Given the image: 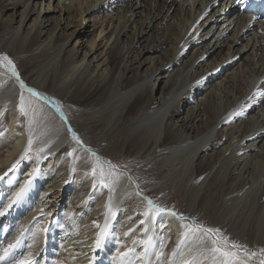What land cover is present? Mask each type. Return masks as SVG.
Returning a JSON list of instances; mask_svg holds the SVG:
<instances>
[{
	"label": "bare ground",
	"instance_id": "1",
	"mask_svg": "<svg viewBox=\"0 0 264 264\" xmlns=\"http://www.w3.org/2000/svg\"><path fill=\"white\" fill-rule=\"evenodd\" d=\"M62 2L67 3L64 10H72L78 18L79 26L87 29L86 22L93 19L90 28L99 30L98 36L87 43L91 55L87 61L88 54L78 59L73 55L74 50L67 51L72 36L57 37L41 48V43L46 42L42 39L49 35L48 18L42 16L46 11L44 0H0V34L4 35L0 47L29 87L71 111L65 123L89 143L81 144L80 148L96 149L116 163L121 162L118 159L128 158V166L133 167L131 171L138 179L148 174L146 162L141 159H155L157 164L152 171L164 175L159 180L163 178V182H173L178 187L186 185L189 193L184 213L193 216L190 209L201 197L209 201L217 193L223 197L220 199L225 211L218 214L223 213L219 218L227 224L226 229H239L243 239L240 244L264 246V0H248L246 6L236 0ZM48 4L50 11L52 6ZM19 6L23 10L16 21ZM147 35L149 40L140 50L139 43ZM8 87L4 83V93ZM25 101L26 117L12 110L7 126L0 130V138L6 131L7 144H12L5 146L9 155L5 156V152L0 155V165L4 166L0 174V212L4 213L0 223L7 221L1 236L8 232L7 225L21 222L24 213L32 210L34 198L41 204L50 203L46 202L48 198L56 199L50 213L63 201H59L60 191L47 196L52 186L37 188L34 193L31 185L38 175L36 166L50 163L61 149V124L54 115L48 118L43 106L34 109L32 98ZM27 117L29 138L22 134ZM29 140L30 150L39 148V152L34 162L23 163L20 158L28 152ZM44 142L46 146H40ZM99 143H105L108 149L100 148ZM14 154L17 156L10 160ZM63 154L60 151L58 155ZM79 155L71 152L68 156L71 163H78ZM40 178L52 182L54 188L64 187L67 182L58 184L52 172L41 173ZM125 181L120 176L119 187L92 199L95 208L102 210L95 240L105 223L109 224L112 213L116 214L126 200ZM135 209L122 211V219L134 217ZM151 220L147 219L148 231L140 230L121 251L115 250L120 241L111 243L109 249L120 256L114 264H120L121 259L128 264H145L143 259L133 260L153 233ZM163 223L166 230L161 234L160 250L149 249L151 257L147 264H162L166 240L173 247L180 243L179 220L169 215ZM75 236L59 250L43 253L45 256L38 260L39 264H93L90 261L95 257L96 247L92 246L89 260H83L81 253L87 252L89 243ZM65 246L70 247L63 251ZM203 247L199 241H186L184 258L199 257ZM17 251L18 248L11 253L10 259L16 258ZM21 251L19 248L18 253ZM121 253L128 255L121 257ZM37 258L35 255L34 259ZM105 259L98 258L94 264H105ZM173 259L178 264L179 257L171 258L166 264ZM202 264L210 261L205 259Z\"/></svg>",
	"mask_w": 264,
	"mask_h": 264
},
{
	"label": "rangeland",
	"instance_id": "2",
	"mask_svg": "<svg viewBox=\"0 0 264 264\" xmlns=\"http://www.w3.org/2000/svg\"><path fill=\"white\" fill-rule=\"evenodd\" d=\"M60 1L62 2V0H44L43 8L44 10L46 9V11H44L42 16L48 18L49 22L46 24L47 26L46 33L48 32L49 35H46L42 39V41H46V42L41 43L42 44L41 48L46 47L51 42V40L53 42V40L56 39L57 37L66 39L67 37L72 36L70 43L66 47L67 51L72 52V50H74L73 55H75V57L78 59H82L85 56V54H88V51H87L88 41H91L94 38H96L99 34V30H97V27L95 29L90 28L91 25L93 24V19H89L85 24V26H87V29H83V27L79 26L80 22L78 18H75L72 10H66V11L64 10L67 6V3L62 2V4H59ZM48 3H51V6H52V9L50 11H47L48 5H49ZM41 9H42V6L40 7V10ZM22 10L23 8L19 6L16 11V21L20 19ZM8 13L12 14L13 11L8 12ZM32 19L27 25L28 28L32 25ZM54 27L57 28L55 31H53ZM52 31H53V34H52ZM50 34H52L51 38H50ZM151 34L152 33H150V35ZM150 35L145 36L144 39L140 41L139 43L140 50L143 48L145 43L148 42ZM2 36L4 35L0 34V40H2L3 38ZM123 41L127 43L128 39L123 38ZM0 49H1L0 56H6L4 55V52H2L3 48L0 47ZM90 56L91 55L88 54L85 61H87L90 58ZM16 71L19 74L20 81H23L24 85L26 86L24 89H21L20 83L16 80L15 77H12L10 73H7L5 69L0 68V130L4 129V127L7 126L8 124L7 121H8V118L10 117V114L12 113L11 112L12 110H15L18 113H20V116L26 117L25 112H20V96L21 95L24 96L25 100L29 98H32L34 100V104H33L34 109L44 107L45 109H47L48 118L54 115V117H56L59 120L61 127H62L61 129L62 133L60 136L63 138L61 149L58 151L56 155H54L53 160L50 161V163L45 165V162H42L36 166V169H37V170L35 169L36 175L37 174L38 175L36 179L33 180L32 182L33 184L31 185L35 189V190L33 189L34 193L36 190L40 188L44 189L49 186H52V187H49L50 191L47 194V196H53V193L60 191L62 194H61V198L59 201L61 200L63 201L59 203V207L55 211L50 213L51 209L49 208L53 204L52 201L55 202L56 199L52 198L51 200V198H48L46 202L50 201V203L41 204L40 202H38L39 200H37V198H34L32 202L33 205L31 204L32 210H30V212L24 213L23 220L19 223L16 222L14 224L7 225L8 232L6 233V235L5 236L0 235V248H1L0 250L1 251L4 246H6L9 243L16 242V240L19 238L21 239L22 243L18 247L17 253L19 252V248H21L22 251L21 253H18V254L16 253L15 257L20 258L22 255L28 252H31L33 259L35 258V255L36 257L38 256L37 258V261H38L40 258L42 259V257L44 258V256L48 254L45 252H48V251L54 252L55 249L57 248L59 250V247H61V245H64V243H67L68 241L72 242L70 241L72 240V236L76 235L75 237H77L76 238L77 240L81 239L80 237H82L81 241H84V239L85 241L88 240L86 242L87 244L89 243L86 249L87 254L81 253V256H80V257H83L84 255L83 260L86 259V261H88L89 259L87 258H89L92 254L90 253L92 246L96 247V243H95L96 225H97V222H99L102 219V215H101L102 210L99 209L101 207H99L98 209L95 208L94 202H92L93 201L92 199L97 198V196L102 197L106 193H109L112 189L119 187L120 176H124L126 179L124 183V189L127 192V196H126L127 198L123 202L121 207L119 208L120 210L118 209L115 216H113L112 219L110 220L108 224L109 225L108 235L102 239L101 246L99 248L96 247V251L94 252L95 257L94 259L90 261V263L94 264V262L98 258L102 259L103 256L106 258L105 264H114L116 263L114 261H117L118 263V259L120 260V256H118L117 255L118 253L116 252L121 251L123 247L126 248L129 245V243L133 242L134 238L136 237L138 232H140V230H144L146 232L148 231V227H147L148 218L144 216V212L147 209V199H151L155 204L161 207H164V208H168L172 211H175L179 215H183L185 217L195 219L198 223H202L206 227L219 228L232 241L240 243L239 241L243 240L241 238L242 237L241 233H239L238 231L239 229H231L232 231H229L230 229L229 230L226 229L227 224L223 223L224 220L222 218L221 219L219 218L223 214V213L218 214L219 211L220 212L225 211L223 200H221L223 199V197L222 196L220 197L219 194L216 193L213 200L210 197L209 201L201 197V200L198 201V204L194 206L193 209L192 208L190 209L194 212L193 216H190L186 212L184 213V210L188 206L186 202V196L189 193L188 189L185 188L186 185L183 184V186L178 187V184L174 185L173 182H172L173 184L170 182H169L170 184L163 182L162 181L163 178L159 180V178L163 177L164 175L160 173L161 175L160 176L157 172L152 171L155 168V165L157 164L155 159H152V160L149 159L148 161L145 160L144 158L141 159V161L146 162L145 166L148 169L147 171L148 174H146L145 176H142V179H138L136 176H134L133 172L131 171V168L133 167H131L130 165L128 166L129 164L128 158L122 159L123 161L121 159H118V161L120 160L121 162L116 163L113 160L108 159L106 156L96 151V149L91 150V153H90L86 151L87 146L84 148L83 147L80 148L79 146L81 144H77L76 141L73 140L72 138L71 133L73 132V130L71 129V127H69L67 123H65L64 121L65 119H62L60 116V112H63L64 117L69 118V114L71 113V111L63 108L62 104L48 97L47 95L40 93L41 97H46V99H42L40 97H33L27 91V89L30 87L27 84V82H25L24 77L20 74V71L18 70L17 67H16ZM142 73L144 74V71H142ZM6 80H8L7 81L8 83L6 82ZM9 81H11V83H9ZM4 83H6L9 86L6 90V93H4ZM34 91L38 92L37 90H34ZM8 95H12L10 96L9 100H7ZM156 96H159V95H156ZM5 100H7L8 102H5ZM53 102H55V105L59 106L60 112L56 110V107L54 106ZM29 120L30 118L27 117L26 122L24 121L25 122L24 128L22 130V134L24 135V137L26 136V138H29L31 134V132L28 131L29 126H30L29 125L30 123L28 122ZM69 129H71V132L69 131ZM8 134L9 133L5 131V133H3V135L0 138V155L4 152H5V156L9 155V153L6 152L7 149L5 148V146L7 145H9L10 147L12 145L11 143L7 144L9 142ZM76 136L79 137L78 134H76ZM79 140L82 142V144L87 143L86 138L81 139L79 137ZM45 142L41 144L40 146L45 147L47 143H50L49 141L47 143ZM24 145L25 143L22 145V147ZM71 145H75L76 148L73 149ZM100 145H103V146L101 147ZM105 145H106L105 143L104 144L99 143L98 146L100 148H105L106 147ZM22 147L20 146L19 148L22 149ZM105 149H108V148L106 147ZM37 150L36 149H33V150L31 149L30 151L28 150L27 153L25 152L26 154H24V156L22 155L23 159L21 157L20 160L23 163H27L29 161L34 162L36 158V154L37 152H39V148ZM60 151L64 153L63 155H61V157L63 156L62 158L59 157L58 155ZM71 152H78L80 154L79 155L80 160L78 161V163L77 162L71 163V159L68 157L69 153ZM92 153H94L95 155H93ZM15 156H17V154H14L13 156H11L10 160L15 159ZM97 157L100 158V161L110 162L111 165L114 166L112 168L105 166L103 177H101L100 175L99 168L97 169V173L95 176L92 173V168L97 163V160H96ZM66 159H69V160L66 161ZM2 167L4 168V166L0 165V174L2 173V171H4ZM48 172L53 173L54 178L56 179L58 184H62L63 182L67 181L66 186L54 188V185L52 182L48 180L41 181L42 179L40 178V174L41 173L46 174ZM79 174H83V175L78 176ZM84 174L86 175V177ZM89 177L92 178L91 181L88 184H85V181ZM157 181H159L160 183ZM137 193H139V195ZM216 195L218 198L216 197ZM202 200L204 202H202ZM220 201H222V203H220ZM208 202H211V203H208ZM203 203L204 205H202ZM61 206H63V208L59 213V208H61ZM0 207H1V204H0ZM181 208L183 209V211ZM200 208H203V209H200ZM126 209L128 210L135 209L137 210V212L134 214V217H131V219L130 218L122 219L120 213L122 211H125ZM195 209L198 211H195ZM96 211L98 212L96 213ZM167 216L169 215L163 214L162 216L156 217L153 220H151L150 218V220L152 221V225L154 224L153 229H152L153 233L150 234L149 235L150 237L148 236L147 239L148 241L150 239L151 243L146 244V242H148L146 240V242L143 245L144 247L137 250V253L135 254V258L133 261H136L138 259L140 261L141 259H143L145 261L144 263L147 264L149 260L148 258L151 257L149 256V249L153 250L158 247L160 250V244H162L160 242L163 238L162 237L163 235L161 236V234H163V230H166V224L165 223L161 224V220H163ZM135 218H138L137 219L138 221L136 220L135 222L134 221ZM97 219L99 221H97ZM37 221H39V224L38 226L34 227L33 225ZM6 223L7 221L5 222L3 221V223L2 222L0 223V231H4ZM179 225H180V221H179ZM52 233H54V236L49 235ZM62 239H64V241H62L60 244V241ZM113 241H120L119 246L116 247L115 249L116 252L115 250L113 251L109 249ZM170 242L171 241L168 239L166 240L164 244L165 248H164V256L161 260L162 264H166V262L171 260V258H173L172 257L173 253L177 250L178 244H175V247H173L171 246L172 244ZM241 245H244L250 251H256L257 253H259L260 249H264V246L250 247L242 243ZM65 247L63 251H65V249L67 250L70 246H65ZM174 248H175V251H173ZM106 249H109V251H107ZM82 251L83 250H81L80 252ZM150 255H152V251ZM258 259H259V256L254 258L253 264H257Z\"/></svg>",
	"mask_w": 264,
	"mask_h": 264
},
{
	"label": "snow or ice",
	"instance_id": "3",
	"mask_svg": "<svg viewBox=\"0 0 264 264\" xmlns=\"http://www.w3.org/2000/svg\"><path fill=\"white\" fill-rule=\"evenodd\" d=\"M236 2L241 4L242 6H246L248 0H236ZM0 68L5 69L8 73L11 74L12 77H15L16 80L20 83L21 89H24L26 87L23 81H20L19 74L16 71L14 63L7 56H0ZM27 91L33 97L46 99V97H41L40 93L34 91L31 88H28ZM25 104V98L23 95H21V112H25ZM53 104L56 107V110L60 112L59 106L55 105V102H53ZM60 116L62 119H66L63 115V112H60ZM69 131L71 132V129H69ZM71 135L73 140H75L77 144H82V142L79 140V137L76 136L75 132H72ZM31 145L32 141L29 140L28 150H30ZM86 151L91 153V149H86ZM92 154L95 155L94 153ZM69 155H71V153H69ZM96 160L97 163L92 168V173L94 176L96 175L98 168L101 177H103L105 166L109 168L114 167L110 162L100 161L99 157H97ZM13 167H15V165ZM137 194L139 195V193ZM21 195L22 193L18 194L17 201L21 198ZM15 202L16 201H14V203ZM163 214L176 217V219L180 221V227L182 229L181 240L177 245V250L173 253V257H179L178 264H202V261L205 259L209 260L210 264H253V259L257 256H259L257 264H264V249H260L259 253H257L256 251H250L246 246L232 241L221 229L206 227L202 223H198L195 219L179 215L175 211L161 207L155 204L151 199H147V209L144 212V216L146 218L155 219L156 217L162 216ZM2 215H4V213L0 212V216ZM112 215L115 216V213H112ZM38 224L39 221H37L33 226L36 227L38 226ZM161 224H163V220H161ZM96 226L99 227V225ZM108 227L109 225L106 222L104 228L101 230L96 240L97 248L101 246L102 239L108 235ZM186 241H199V243L204 246L203 252L199 257L192 256L191 258H184L185 254L183 252V248ZM21 243V239L18 238L14 244H8L7 247H4L2 251H0V264H39L37 260L33 259L31 252L22 255L20 258L10 259L11 253L16 248H18ZM146 243L150 244L151 240L149 239V241ZM131 251L132 250L129 249V252ZM189 251H191V249ZM120 255L121 257H126L128 253H121ZM120 264H128V261L121 259ZM170 264H177V260L173 259Z\"/></svg>",
	"mask_w": 264,
	"mask_h": 264
}]
</instances>
